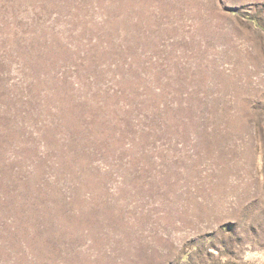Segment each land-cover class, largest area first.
I'll return each instance as SVG.
<instances>
[{
	"label": "rangeland",
	"instance_id": "rangeland-1",
	"mask_svg": "<svg viewBox=\"0 0 264 264\" xmlns=\"http://www.w3.org/2000/svg\"><path fill=\"white\" fill-rule=\"evenodd\" d=\"M0 264H264V0H0Z\"/></svg>",
	"mask_w": 264,
	"mask_h": 264
}]
</instances>
